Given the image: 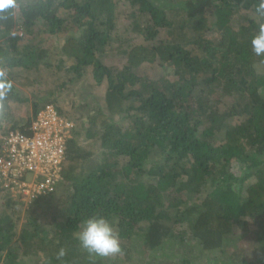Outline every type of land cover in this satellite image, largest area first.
Instances as JSON below:
<instances>
[{
  "label": "trees",
  "instance_id": "16d2710c",
  "mask_svg": "<svg viewBox=\"0 0 264 264\" xmlns=\"http://www.w3.org/2000/svg\"><path fill=\"white\" fill-rule=\"evenodd\" d=\"M120 1L15 0L14 9L0 11V135L26 130L47 104L74 124L61 179L52 194L29 203L19 228L23 204L1 195L0 264L38 257L109 264L76 239L81 221L94 215L111 223L119 247L144 253L173 238L168 222L176 217L186 228L175 238L188 235L198 249L184 242L169 264H192L222 248L229 264H264V55L250 45L264 27L257 12L264 0H123L126 14ZM124 15L121 39L111 33ZM67 33L51 59L42 39ZM130 33L143 43L128 46ZM117 42L124 62L106 64ZM154 64L164 73L151 78L144 66ZM43 69L57 87L50 96L30 90ZM102 84L99 97L94 89ZM76 87L85 100L80 111L87 108L78 117L56 102L57 93L73 95ZM12 103H29V117L16 118ZM80 138L96 143L98 155L82 149ZM236 236L258 240L256 259L227 244Z\"/></svg>",
  "mask_w": 264,
  "mask_h": 264
},
{
  "label": "rangeland",
  "instance_id": "374dc122",
  "mask_svg": "<svg viewBox=\"0 0 264 264\" xmlns=\"http://www.w3.org/2000/svg\"><path fill=\"white\" fill-rule=\"evenodd\" d=\"M190 2L195 3V2H197V0H190ZM126 6H127L126 2L121 0L119 2V5L117 8L119 9V11L121 9L122 12H124L126 14L127 13ZM137 21L141 27H144L143 23L146 22L145 18H143V17L137 18ZM234 25L236 26L237 23H235ZM64 26H65V28L70 29L73 25L71 24V22H66L64 24ZM125 28H128V27H127V20H126L125 15H124L121 17L119 22H117L116 28L114 29V31L111 34L115 37L118 36L121 39H124L128 36L126 34L127 30ZM69 34L70 33H67L66 36H62L58 41L54 38H50V39L43 38L42 39V44H44L47 47V49L51 50V59H53V60L56 59L54 47L57 46L58 44H61ZM32 36L34 37V39H36L35 37H38L36 32H33ZM159 36L163 37L164 32L160 30ZM128 38L126 39V40H128V42H127L128 46L133 45V44L137 45V44L143 43V40L141 37H134V35L131 33L129 34ZM120 48H121V44H119V42H117L113 46V48L109 51L108 55H106L104 62H106V64H109V65L120 66L124 62L123 55H121L119 53ZM193 52L199 53L200 51L198 49L194 48ZM144 69L147 72L148 76L151 78H153L156 75L164 73L163 72L164 69L161 66H158L156 64L145 65ZM259 72L264 73V68H259ZM84 78H85L84 81L86 83H88V84L92 83V80H91L89 74L85 75ZM35 83H36L35 86L32 89H30L32 92H36V90H38L39 92L45 93L48 90H53V88L57 90V87H55L56 85L53 82V78H51L49 76V74L47 73V71L45 69H43L38 74V77L36 78ZM104 88H105L104 84L100 85L98 88L94 89L95 90L94 94H96L99 97L103 96ZM77 90H79L78 87H76L77 93L74 92L73 95H70V94L68 95L67 93H64L65 95L60 96L57 93V96H56L57 100H58V101L56 100L57 105L61 108V110L63 112L66 113V115L72 116V114L75 113V115L78 117L79 115L81 116V112L85 113L87 110V108H84L82 111H80L79 106H83L85 104V100H83L82 97H80ZM81 92L86 94L88 92V89L87 90L84 89ZM27 94L28 93H25L21 96L29 97V95H27ZM50 95H51V93L46 92V96H50ZM64 96H65V99H64ZM70 97H71V99L74 100V102H73L74 106H72L69 103ZM100 103H101V101H100ZM11 107H12V112H13L14 116L16 118H18L19 120L24 119L26 117H29V115H30V104L29 103L19 104V105L16 103H12ZM78 144L82 149L92 151L96 155H98L99 149H98V146L96 143L92 144V141H90V140L87 141L84 138H80V139H78ZM180 193H182V192H180ZM1 195H3L2 192H0V212H2L4 210V206H3L4 201H3V197ZM21 208H22V212H20L21 221L19 222V224H17V228H19L21 222L24 221V215H25L24 213H26L25 211L27 210V206L21 207ZM168 225L171 227V229L174 232V233H172V235H170V236H173V238L172 237L169 238V240L158 251L151 252V253H147V252L144 253L142 250H140L139 248L134 247V246H133V249H129V247L126 246V250H124L123 248L120 247L119 252L112 254V255H109V256H106L107 260L109 261L108 263L109 264H145V263H147V264H164V263L169 264V262L175 263L176 261H179V254L176 252V250L182 249L184 242H188V245L190 244L191 246H193V249H196V250L198 249L197 243L195 241H189L190 238L188 235H185V236L183 235V241L184 242H181V243L178 239L175 238V235L178 232H180V234H182L181 232L185 230V228H186L185 223H177L176 217H172V219L168 222ZM235 234H238V233H235ZM227 244L230 247L233 244L236 245V248H235L236 251L240 255H242L243 257L247 258L248 260L256 259L257 258L256 253L258 250L260 251V249H259L260 243H258V240L252 236L243 237V238L240 236H236V237H233V239L231 241L227 242ZM128 249H129V251H128ZM228 250L229 249L222 248L219 251H213L211 253H204L198 259H196L192 264H229V262L227 260L228 255L226 254L227 252H229ZM221 252H223V254ZM259 255L261 256V258H264V249ZM34 261L35 260H33L32 262H30L28 264H35V263L36 264H42V262H43L40 257L36 258V261L35 262ZM22 264H24V263L22 262ZM176 264H180V263L178 262Z\"/></svg>",
  "mask_w": 264,
  "mask_h": 264
},
{
  "label": "built area",
  "instance_id": "2783aa9c",
  "mask_svg": "<svg viewBox=\"0 0 264 264\" xmlns=\"http://www.w3.org/2000/svg\"><path fill=\"white\" fill-rule=\"evenodd\" d=\"M73 130V122L47 104L26 130L0 135V192L24 207L52 194L61 179V163Z\"/></svg>",
  "mask_w": 264,
  "mask_h": 264
},
{
  "label": "clouds",
  "instance_id": "9594fccd",
  "mask_svg": "<svg viewBox=\"0 0 264 264\" xmlns=\"http://www.w3.org/2000/svg\"><path fill=\"white\" fill-rule=\"evenodd\" d=\"M16 7L15 0H0V11H8ZM259 15L264 16V9H257ZM252 52L264 55V27L257 29L251 37ZM3 73H0L2 76ZM79 246L89 254L106 257L120 251L118 237L111 223L104 216H88L81 221L76 234Z\"/></svg>",
  "mask_w": 264,
  "mask_h": 264
}]
</instances>
